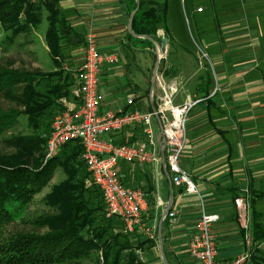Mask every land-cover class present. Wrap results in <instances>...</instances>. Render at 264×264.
Segmentation results:
<instances>
[{
    "label": "crops",
    "instance_id": "crops-1",
    "mask_svg": "<svg viewBox=\"0 0 264 264\" xmlns=\"http://www.w3.org/2000/svg\"><path fill=\"white\" fill-rule=\"evenodd\" d=\"M173 3L168 2L167 32L161 26L156 32L159 42L169 40L156 75L178 87L176 105L187 98L198 100L187 116L180 164L199 194L171 183L163 164L121 167L126 185L148 193L152 201L143 219L147 225L157 221L160 233L158 240L142 233L131 239H140L137 253L144 264H193L189 241L205 208L220 217L213 225L218 262L245 251L261 257L264 239L254 238V231L258 225L264 227V30L259 22L264 0H177L170 25ZM59 4L84 36V44L65 52L63 68L71 77L84 60L86 35L92 32L100 51L114 58L102 65L103 108L126 106L130 97H135L137 107L152 108L157 45L128 36L133 2L59 0ZM140 133L129 129L117 138L135 142ZM237 197L243 198L245 210L236 205ZM168 205L175 214L159 227ZM248 264L258 263L251 259Z\"/></svg>",
    "mask_w": 264,
    "mask_h": 264
},
{
    "label": "trees",
    "instance_id": "trees-1",
    "mask_svg": "<svg viewBox=\"0 0 264 264\" xmlns=\"http://www.w3.org/2000/svg\"><path fill=\"white\" fill-rule=\"evenodd\" d=\"M131 1L133 10L136 0ZM139 2L128 36L152 44L140 37L145 35L159 42L158 28L161 26L167 32L169 0ZM44 20L47 22L45 41L56 68L42 74L0 66V95L26 105L19 110L0 108V135L14 127L18 116L24 117L32 129L27 134L9 136L6 143L15 148L14 153L0 152V264H78L90 258L94 249L101 252L99 264H144L137 254L140 239L134 241L130 239L133 234L124 233L119 216L105 217L104 201L97 185L89 189L85 186L90 174L81 157L82 144L69 141L46 159L52 122L61 109L59 100L71 97L74 84L70 73L63 68L67 62L65 52L84 44V36L61 8L59 0H0V44L4 47L12 45L17 36L38 28ZM166 32L165 36L169 37ZM43 80L46 84L39 89ZM125 131L111 137L118 143L133 142L117 138ZM132 165L122 162L120 168L129 170ZM56 167L66 172L67 179L55 185L51 193L50 201L58 204L59 212L38 220L47 231L9 229L14 222L15 205L29 203L47 185ZM89 193L93 194L91 199L86 197ZM148 200L151 204L152 200L149 197ZM258 226L254 238L264 239V227ZM135 234L139 236L138 232ZM252 260L264 264L261 257L253 255Z\"/></svg>",
    "mask_w": 264,
    "mask_h": 264
},
{
    "label": "built area",
    "instance_id": "built-area-1",
    "mask_svg": "<svg viewBox=\"0 0 264 264\" xmlns=\"http://www.w3.org/2000/svg\"><path fill=\"white\" fill-rule=\"evenodd\" d=\"M202 9L198 7L199 11ZM156 52L161 62L166 52H161L159 46H156ZM84 54V60L72 74L74 84L71 97L59 100L61 109L52 122L47 158L69 141L80 142L83 147L81 157L91 182L100 188L107 217L119 216L123 220L125 234L138 232L149 239L158 240V222L147 225L143 219V213L149 206V195L141 188L122 182L120 164L137 163L155 167L163 164L174 185L183 187L189 193L199 194L196 183L180 164L187 139V116L198 100L187 98L183 104L176 105L174 96L178 87L174 82L166 83L162 75H156L152 108L144 110L137 107L135 97H130L126 106L121 108H103L104 98L100 87L102 65L114 58L100 51L92 32L86 35ZM134 128L141 130L138 141L118 143L111 137L112 134ZM156 129H159L162 142ZM162 145L164 158L161 155ZM235 203L238 208L246 209L242 197H237ZM174 214L168 211L161 219ZM219 218V214L202 209L189 241L193 264H248L251 260L249 251L228 262H218L213 225ZM244 226L248 227L247 222Z\"/></svg>",
    "mask_w": 264,
    "mask_h": 264
},
{
    "label": "rangeland",
    "instance_id": "rangeland-1",
    "mask_svg": "<svg viewBox=\"0 0 264 264\" xmlns=\"http://www.w3.org/2000/svg\"><path fill=\"white\" fill-rule=\"evenodd\" d=\"M173 1V9L168 19L170 25L172 24V20L175 19L176 15L175 9L177 7V0ZM259 22L263 25L261 28L263 32V12H261L259 16ZM184 23L186 28L189 30L187 21H185ZM46 28L47 22L46 20H44L38 28L17 36L12 45L4 47L0 44V66L23 71H36L41 72L42 74L49 73L50 71H52V69L56 68V66L54 65V61L52 60L53 58L50 56V53L47 49V44L45 41ZM65 71L69 72L67 69H65ZM45 81L46 80H43L39 89H43V86L46 84ZM25 106L26 105H23L21 103H16V101H14L13 99H8L0 95V108L4 109L5 111H8L10 109H24ZM17 119L18 120L16 121L14 127L7 129L5 133L0 135L1 153L12 154L16 151L12 145L6 143V140L10 139L9 136L27 134L32 132L31 127H29L30 125L27 124V120L24 117L18 116ZM46 159H48L47 155ZM65 179H67L66 172H64L61 167H56L47 185L42 188V190L37 192L29 203H17L15 205V207L12 209L15 216L14 222L12 223V225H10L9 229H11L12 231L28 230L36 231L39 233L47 231L48 228L45 226H41L38 220H41L46 216L55 215L59 212L58 204H55L54 201H50V198L54 186L64 181ZM85 186L88 189L94 188V183H92L89 178L85 182ZM86 197L91 199L93 197V194L89 193V195L87 194ZM103 204L105 217H107L105 203L103 202ZM92 253L93 254L90 258H84L80 262H78V264H99L98 257L101 255V252L97 249H94ZM261 259H264V255L261 256Z\"/></svg>",
    "mask_w": 264,
    "mask_h": 264
},
{
    "label": "water",
    "instance_id": "water-1",
    "mask_svg": "<svg viewBox=\"0 0 264 264\" xmlns=\"http://www.w3.org/2000/svg\"><path fill=\"white\" fill-rule=\"evenodd\" d=\"M139 6H140V2H139V0H136V7H135V9L132 11V13H131V15H130V18H129V31L131 32V27H132V22H133V18H134V15H135V13L137 12V10L139 9ZM140 37H142V38H145V39H149L154 45H157V46H159L160 47V51L161 52H167V50H168V43H169V40H168V38H163L162 40H161V42H158L156 39H153V38H147V36H145V35H141ZM159 65H160V57H158L157 58V61H156V65H155V68H154V71H153V77H152V86H151V91H150V97H151V102H152V107H153V95H154V87H155V81H156V74H157V71H158V67H159ZM161 134L159 135V139H160V142H162L161 141ZM161 155H162V157L164 158L165 157V152H164V145H162L161 146ZM168 173V172H167ZM168 177H169V179H170V175L168 174ZM170 181H171V179H170ZM172 183V182H171ZM173 199V198H172ZM170 206L171 205H168L167 206V208H166V210H165V212L163 213V215H165L166 214V212H168L169 210H170ZM162 219L160 220V226L159 227H161V223H162ZM159 232H161V229H160V231ZM160 234V233H159Z\"/></svg>",
    "mask_w": 264,
    "mask_h": 264
}]
</instances>
